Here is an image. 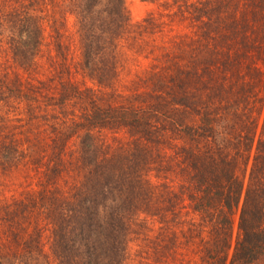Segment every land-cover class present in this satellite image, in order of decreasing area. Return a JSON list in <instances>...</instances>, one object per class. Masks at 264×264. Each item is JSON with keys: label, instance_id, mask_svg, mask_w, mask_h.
Listing matches in <instances>:
<instances>
[{"label": "trees", "instance_id": "trees-1", "mask_svg": "<svg viewBox=\"0 0 264 264\" xmlns=\"http://www.w3.org/2000/svg\"><path fill=\"white\" fill-rule=\"evenodd\" d=\"M150 1L166 13L134 25L124 0H0V182L37 186L0 199V264H124L146 240L264 255V0ZM128 54L149 66L122 94Z\"/></svg>", "mask_w": 264, "mask_h": 264}, {"label": "rangeland", "instance_id": "rangeland-1", "mask_svg": "<svg viewBox=\"0 0 264 264\" xmlns=\"http://www.w3.org/2000/svg\"><path fill=\"white\" fill-rule=\"evenodd\" d=\"M124 4L130 23L134 25L140 23L151 13H153V15H155L154 17L156 18H161V15L159 13H166V11L163 10L162 6H160L159 1L152 2L150 0H124ZM163 18L166 22H169V19H167V17ZM74 21V17L70 15L66 23V28L69 35L75 30ZM169 27L172 28V31H170V35L176 32H181L184 29L182 23L178 22H172ZM127 57L128 60L126 62V67L122 70V79L120 82L121 85L119 87V90L122 91V94H126L128 92V88L130 87V80L132 78H135L136 75L142 74L143 76L149 66V62L144 58L135 60L129 54ZM258 67L262 70L264 75V64L259 62ZM254 91V96L251 97L252 101L250 106L256 118L255 131L258 132L255 134V138H257V135H259V130L261 129L264 121V80L263 82L255 86ZM224 130L225 128L223 129V131ZM7 175L8 176L1 177V179L3 180L0 182V199L4 197H6V199H10L11 195L19 196V194L23 192L25 188L31 189L36 186V175L28 167H20L17 170L11 171L10 175ZM238 214L239 210H237L233 215V231L230 237V251L232 250L237 238ZM175 232L179 234V230H175ZM180 242L182 244H187L188 246H178L177 248L179 249L181 254L178 253L175 258H171L169 248H166L163 252H161L160 249H156V247L154 246L155 242L153 241L146 240L143 242L140 241V243L130 242L128 244L130 260L129 262L127 260V262H125L124 264H195L196 262H199L198 252H196V244L190 245L189 242ZM171 246L172 245L170 244V247ZM189 248H194V250ZM252 264H264V255H262Z\"/></svg>", "mask_w": 264, "mask_h": 264}]
</instances>
